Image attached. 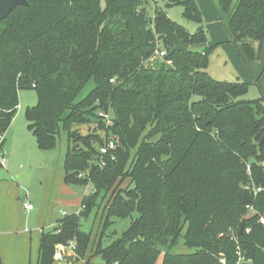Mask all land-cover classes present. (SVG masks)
<instances>
[{"label":"trees","instance_id":"1","mask_svg":"<svg viewBox=\"0 0 264 264\" xmlns=\"http://www.w3.org/2000/svg\"><path fill=\"white\" fill-rule=\"evenodd\" d=\"M148 1L158 0H27L0 20V136L18 90L33 88L25 117L38 146L53 147L64 129V182L93 186L79 212L42 229L36 264H52L55 245L71 241L68 264L82 258L89 234L79 218L94 206L101 236L111 218L136 216L87 264H264V105L239 98L245 82L205 70L206 48H192L207 39L196 0H161L181 5L194 32L158 6L150 16ZM214 1L246 58H258L264 0ZM154 34L166 53L152 64ZM176 36L185 51L171 50ZM109 138L115 147L101 153ZM250 178L256 194L244 188ZM180 240L193 251L172 253Z\"/></svg>","mask_w":264,"mask_h":264},{"label":"rangeland","instance_id":"2","mask_svg":"<svg viewBox=\"0 0 264 264\" xmlns=\"http://www.w3.org/2000/svg\"><path fill=\"white\" fill-rule=\"evenodd\" d=\"M196 2L202 13V25L207 39L205 43L192 48H206L205 70L216 80L245 82L247 91L239 98L249 101L259 99L264 105V52L261 51L255 60H248L240 43L229 30L228 14L219 11L214 0ZM155 6L163 9L171 20L183 25L189 32L196 31L199 26L183 18L181 5L167 6L161 0L148 1L146 8L150 16ZM154 36L156 37L155 34ZM156 59L150 58L149 63H155ZM18 101L17 110L3 135V142L0 143V161L2 158L6 159L5 164H0V219L14 231L10 234L14 239L16 251L14 264H36L39 245L37 227L42 226L44 230H50L56 225V219L79 212L83 196H90L93 186L64 182L63 163L67 147L64 129L60 127L53 147L41 149L38 146L36 137L27 127L25 117L26 108L37 102L35 90L20 88ZM87 127L88 125H81L79 131L85 133ZM25 202L30 203L34 209L27 212ZM41 205H44V209ZM39 210H42L41 213ZM101 211L102 209L97 210L94 206L79 218L80 229L89 234V240L83 257L75 264L100 262L101 257L96 253V247L100 245L104 248L109 245L128 228L131 219L136 216L133 213L124 218H111L112 224L101 236L104 223ZM50 224L54 226L50 227ZM192 251L193 249L186 247L182 240L171 248L172 253ZM5 253L6 248L1 247V264H8ZM67 261L54 259L52 264H68L73 259ZM160 262L161 258H158L155 264Z\"/></svg>","mask_w":264,"mask_h":264},{"label":"built area","instance_id":"3","mask_svg":"<svg viewBox=\"0 0 264 264\" xmlns=\"http://www.w3.org/2000/svg\"><path fill=\"white\" fill-rule=\"evenodd\" d=\"M155 44H156V47L154 49V52H153V57H156V58H163L165 53H166V50L163 49L160 45H159V41L157 40V38L155 37ZM170 62V61H168ZM110 81H113V79H111ZM99 115L103 118V120L105 121V124L106 125H110L112 124V121H111V116H110V113L108 112H101L99 113ZM3 139V136L1 135L0 136V141ZM115 147V140L113 138H109L105 145L101 146L99 148V151L101 153H106L107 150L111 149V148H114ZM6 163V159L5 158H2L1 161H0V164H5ZM264 165V163H263ZM246 173L247 175L250 177L251 176V170H250V165L247 164L246 166ZM251 180V178H250ZM244 188L245 189H251L253 190V193L256 194L257 190H259V188H256L253 181L251 180V182L247 183L244 185ZM24 206L26 208V210H31L32 209V205L28 202H25L24 203ZM247 209L249 211H252L253 210V207L248 205L247 206ZM62 214L64 215L65 213L62 212ZM260 221L263 222V219L260 218ZM246 232H248V229L245 230ZM74 250H75V245L74 243L71 241V242H68L67 244H63V243H58L55 245V250H54V259H66V256L67 255H73L74 257ZM220 262H222L223 264H225V259L224 258H221L220 259Z\"/></svg>","mask_w":264,"mask_h":264},{"label":"water","instance_id":"4","mask_svg":"<svg viewBox=\"0 0 264 264\" xmlns=\"http://www.w3.org/2000/svg\"><path fill=\"white\" fill-rule=\"evenodd\" d=\"M27 5V0H0V20L5 18L16 6ZM187 49V44L183 42L178 36H176V44L171 48L172 51H185ZM71 56L76 57L77 51L74 47L71 50ZM264 142V134L259 141V145ZM243 226H240V233L242 232ZM73 255H67L66 260L71 261Z\"/></svg>","mask_w":264,"mask_h":264},{"label":"crops","instance_id":"5","mask_svg":"<svg viewBox=\"0 0 264 264\" xmlns=\"http://www.w3.org/2000/svg\"><path fill=\"white\" fill-rule=\"evenodd\" d=\"M42 209H44V205H41ZM34 208L32 207L31 210ZM31 210H27L31 211ZM42 210H39L38 212L41 213ZM40 215V214H39ZM57 221V219H56ZM7 223V222H6ZM56 223V222H55ZM8 224V223H7ZM9 225V224H8ZM54 226V224H50V227ZM43 227L39 226L37 227V232L39 233V238L40 234L42 231ZM14 231L8 227L1 219H0V248L4 247L7 250V253H5L6 257H8V264H14V259L13 257L16 255L15 247H14V239L10 237V234H13ZM39 242V241H38ZM39 244V243H38ZM39 246V245H38ZM38 256V253H37ZM4 258V257H3ZM67 261V260H66ZM36 262H37V257H36ZM68 262V261H67ZM69 263V262H68Z\"/></svg>","mask_w":264,"mask_h":264}]
</instances>
